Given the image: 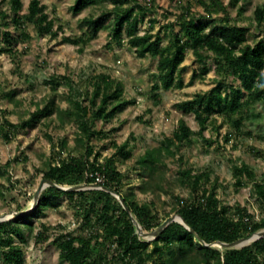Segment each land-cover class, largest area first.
I'll use <instances>...</instances> for the list:
<instances>
[{"label":"trees","instance_id":"1","mask_svg":"<svg viewBox=\"0 0 264 264\" xmlns=\"http://www.w3.org/2000/svg\"><path fill=\"white\" fill-rule=\"evenodd\" d=\"M0 1L7 3L6 7L0 4V52L13 54V43L30 37L27 30L29 24L39 36H58L61 26H54L55 19L46 11L41 0H29L23 13L20 12L22 0ZM103 1L74 0L72 10L78 13L89 5ZM110 1L112 8L82 18L86 31L78 35H62L61 41L84 45L96 37L99 30L108 29L113 41L121 44L125 40L138 56L150 54L156 57L158 80L153 85L154 89L183 85L178 71L187 47L193 50L195 59L202 64L198 71L200 76L211 69L206 61L209 56L213 58L217 74L215 85L209 90L196 92L191 98L176 103L181 111L194 114L199 128L194 130L185 119L180 118L172 135L164 136L157 145L147 147L137 160L141 182L136 189L141 193L173 195V211L180 213L207 243L215 240L231 242L263 229L264 215L254 219L245 206L236 204L231 207L221 203L217 183L204 184L203 178L208 175L207 172H193L190 167H180L172 180L166 178L165 172L167 158L175 156L181 145L190 143L192 134H202L212 114L220 115L222 122L231 123L238 129L244 118L243 107L264 99V38L248 43L246 26L231 23L223 17L196 21L190 6L185 5L177 15L181 30L170 31L167 44H162L159 31H139V23L146 13L144 6L134 0V3H130L132 0ZM230 1L235 4L238 0ZM217 2H202L207 15L215 11ZM252 18L258 27L264 26V1L255 5ZM195 75L192 74L188 83L193 81ZM230 75L238 79V84L229 81ZM60 78L51 76L48 83L56 88L65 79L69 87L66 107L55 105L51 100L32 111L21 124L4 117L0 121V134L8 140L20 126L51 113H55L61 123L73 121L78 133L76 141L83 145V150L49 162L42 172L43 178L63 186L82 183L104 185L123 198L142 230L154 229L169 213L159 217L152 200L137 198L132 187L125 193L122 191L123 175L115 164V155L131 154L127 148L128 140L117 145L115 153L103 160L99 159L100 152L89 143L92 137L103 134L102 129L95 128L96 120L110 121L133 100L123 97L120 81L114 82L105 74L92 80L91 88L84 87L81 93L74 92L76 90L68 76L62 75ZM11 94L10 91H0V96L10 98ZM224 139L228 140L229 135L226 134ZM98 176L102 177L101 182H97ZM233 176L236 187L243 184V177L254 179L253 170L246 162L234 164ZM170 181L187 185L190 192L188 197L175 194ZM254 191L257 200L264 206V181L254 180ZM63 195L73 202L85 228L82 233H60L54 239L59 258L68 264H264V236L241 247L219 248L201 243L184 224L172 221L156 237L148 239L137 233L136 225L110 191L102 188L61 189L53 185H47L41 191L36 206L30 212L0 220V264H24L23 245L31 236L36 240L44 239L48 229L46 224L41 223L34 233L33 219L44 212L47 204L55 205L57 198Z\"/></svg>","mask_w":264,"mask_h":264},{"label":"rangeland","instance_id":"2","mask_svg":"<svg viewBox=\"0 0 264 264\" xmlns=\"http://www.w3.org/2000/svg\"><path fill=\"white\" fill-rule=\"evenodd\" d=\"M135 1L146 8L144 18L139 23L140 33L146 30L159 31L163 38L162 44H167L170 31L181 30L177 15L185 5L190 6L196 21L223 17L231 23L246 26L248 43L264 38V26L258 27L252 18L255 5L264 0H238L235 4L230 0H219L221 3L216 0ZM203 1L217 2L211 15H207ZM22 2L21 13L26 12L29 0ZM41 2L55 19L54 26L59 24L61 29L57 37L39 36L29 24L27 30L30 37L15 41L13 54L0 52V91L12 93L10 98L0 96V121L6 117L13 123L21 124L32 111L51 100L55 105L66 107L68 84L64 79L56 88H52L48 83L51 76L58 79L62 75L68 76L76 90L74 92L80 93L84 87L91 88L90 82L101 74L109 76L114 82L120 81L123 97L133 102L116 113L110 121L96 120L94 126L102 129L103 134L92 137L89 143L100 152L99 159L103 160L115 153L117 145L128 140L127 148L131 154L115 155V164L123 175L122 191L125 193L132 187L137 198L152 200L159 217L176 213L172 209L175 203L173 195L163 192L141 193L136 189L141 182L137 160L147 147L157 145L164 136L172 135L180 118L198 130L194 114L181 111L176 103L215 85L217 74L213 58L206 57L211 69L200 76L198 71L202 64L195 59L193 50L187 47L178 71L183 85L154 89L153 85L158 80L156 57L150 54L138 56L125 40L121 44L113 41L108 29L99 30L96 37L84 45L60 39L62 35H78L86 31L82 18L112 8L110 0L89 5L78 13L72 10L74 0ZM0 4L7 6L6 2L0 1ZM10 28L16 31L12 24ZM192 74L196 75L188 83ZM228 79L233 84L239 82L232 75ZM243 113V122L238 129L231 123L222 122L220 115L212 114L202 134H192L190 143L181 145L175 156L167 158L165 175L168 180H172L180 167H190L193 172L205 171L208 175L203 178L204 184L217 183V195L222 204L245 206L253 218L258 219L264 215V206L257 200L254 180L264 181V99L244 106ZM226 134L229 135L228 140L224 139ZM77 136L76 124L73 121L61 123L55 113L25 123L11 133L8 140L0 134V215H9L13 211L33 206L34 192L42 182V172L48 163L83 150V145L76 141ZM241 162H246L252 168L254 179L243 177V184L236 187L233 166ZM170 183L175 194L184 198L190 194L187 185H177L173 181ZM33 223L34 233L41 223L46 224L48 229L44 239L36 240L31 236L23 245L24 264H68L59 258L55 237L60 233L77 234L85 231L81 214L68 196L58 197L55 205L47 204L44 212L33 219Z\"/></svg>","mask_w":264,"mask_h":264},{"label":"water","instance_id":"3","mask_svg":"<svg viewBox=\"0 0 264 264\" xmlns=\"http://www.w3.org/2000/svg\"><path fill=\"white\" fill-rule=\"evenodd\" d=\"M47 185H53V186H56V187L61 188V189L79 190V189H86V188H102V189H105L107 191H110L113 195H115L119 199V201L121 202V204L123 205V207L127 211L128 215L130 216V218L132 219V221L136 225L137 233L139 235L144 236V237H148L149 239H152V238L156 237L172 221H178V222L184 224L187 228H189L194 233V235H195L197 240H200V242L203 243V244L212 245V246H217L218 245L220 247H241V246L246 244V243H242V242L244 240H247V239L251 238L254 234H256V236L254 238H252L249 242L264 236V228H263L261 230L252 232L250 235L242 236L240 238H237L236 240H233L231 242H224V241H220V240H215L213 242L207 243V242H205L203 239H201L197 235V233L187 224V222L185 221L183 216L180 213H177V212L172 214V215H170V216H168L167 218H165L154 229H152V230H142V227H141L140 223L133 216V214L131 213V211L128 208L127 204L124 202L123 198L117 192L111 190L110 188H108V187H106L104 185H98V184H95V183L77 184V185H72V186H63V185L57 184V183H55V182H53V181H51V180H49L47 178H43L42 182L37 186V188H36V190L34 192V204H33V206L31 208L24 209V210L13 211L9 215H0V220L9 219V218H11L13 216H17V215H21V214L30 212L36 206L41 191Z\"/></svg>","mask_w":264,"mask_h":264},{"label":"bare ground","instance_id":"4","mask_svg":"<svg viewBox=\"0 0 264 264\" xmlns=\"http://www.w3.org/2000/svg\"><path fill=\"white\" fill-rule=\"evenodd\" d=\"M256 236V234H254L251 238L247 239V240H244L242 243H247L249 242L252 238H254Z\"/></svg>","mask_w":264,"mask_h":264},{"label":"built area","instance_id":"5","mask_svg":"<svg viewBox=\"0 0 264 264\" xmlns=\"http://www.w3.org/2000/svg\"><path fill=\"white\" fill-rule=\"evenodd\" d=\"M96 180H97V182H101V181H102V177L98 176V177L96 178Z\"/></svg>","mask_w":264,"mask_h":264}]
</instances>
